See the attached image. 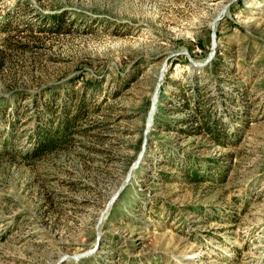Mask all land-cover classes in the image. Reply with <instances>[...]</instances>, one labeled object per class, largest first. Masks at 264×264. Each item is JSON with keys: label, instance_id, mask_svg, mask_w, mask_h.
Instances as JSON below:
<instances>
[{"label": "rangeland", "instance_id": "1", "mask_svg": "<svg viewBox=\"0 0 264 264\" xmlns=\"http://www.w3.org/2000/svg\"><path fill=\"white\" fill-rule=\"evenodd\" d=\"M80 95L71 144L27 158ZM13 99L0 264H264V0H0Z\"/></svg>", "mask_w": 264, "mask_h": 264}, {"label": "trees", "instance_id": "2", "mask_svg": "<svg viewBox=\"0 0 264 264\" xmlns=\"http://www.w3.org/2000/svg\"><path fill=\"white\" fill-rule=\"evenodd\" d=\"M50 29H54L55 31H61L62 27L64 26V18L63 15H50L49 17ZM46 26V23L42 24ZM11 25L7 23L5 25V29L8 30L6 27H10ZM80 100L77 103L75 110L65 109L64 114H62L58 120V122H53L49 120L45 124H39L36 126L34 133L32 134L31 140V149L26 153L27 158L31 160H38L41 159L48 154L58 150L59 148L67 147L71 144L74 140V134L77 131L79 126V122L85 116L88 111L87 103L84 101L83 95H80ZM15 100L12 101H0V113L3 117V122L7 123H15L6 118L7 111L9 109L13 110L15 108ZM51 106H49L50 108ZM6 110V111H5ZM18 107L14 111H17ZM5 111V112H4ZM10 125V126H14ZM205 130H208L210 136H213L214 140L222 144L220 139L221 136L219 133L216 132L214 128L205 127ZM13 137V132L10 135V138ZM8 139L11 141L12 139ZM7 140V141H8Z\"/></svg>", "mask_w": 264, "mask_h": 264}, {"label": "water", "instance_id": "3", "mask_svg": "<svg viewBox=\"0 0 264 264\" xmlns=\"http://www.w3.org/2000/svg\"><path fill=\"white\" fill-rule=\"evenodd\" d=\"M214 55V53L211 55V57ZM210 57V58H211ZM162 76H163V71H162ZM162 76H161V78H162ZM159 86H160V82L158 83V85H157V87H156V91H155V94H154V99H153V106H152V111L155 109V104H156V102H157V95H158V91H159ZM113 201H114V199H113ZM113 201H112V203H113ZM111 203V204H112ZM110 204V205H111ZM109 205V204H108Z\"/></svg>", "mask_w": 264, "mask_h": 264}, {"label": "bare ground", "instance_id": "4", "mask_svg": "<svg viewBox=\"0 0 264 264\" xmlns=\"http://www.w3.org/2000/svg\"><path fill=\"white\" fill-rule=\"evenodd\" d=\"M201 66V65H200ZM200 66H197V67H200ZM161 77V73L158 75V79ZM119 190L115 191L114 192V195H116L118 193ZM116 197V196H115ZM115 197H113V199H115Z\"/></svg>", "mask_w": 264, "mask_h": 264}]
</instances>
